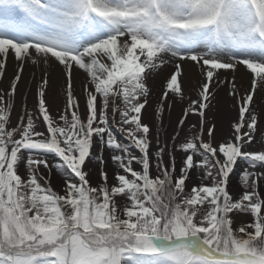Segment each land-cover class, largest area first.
Segmentation results:
<instances>
[{"label": "snow or ice", "instance_id": "obj_1", "mask_svg": "<svg viewBox=\"0 0 264 264\" xmlns=\"http://www.w3.org/2000/svg\"><path fill=\"white\" fill-rule=\"evenodd\" d=\"M9 57L18 67L0 90V264H142L145 254L157 264H264V109L254 101L257 87L264 90V0H0V77ZM189 62L203 77L198 99L182 88ZM28 63L60 69L67 103L53 115V82L44 77L38 115L25 105L13 121ZM167 65L174 70L156 111L159 120L173 103H187L167 138H183L173 145L184 155L179 167L142 118L149 81ZM241 67L251 91L236 80ZM222 86L238 117L217 142L206 110ZM193 114L199 119L189 126ZM41 166L65 177L63 194ZM196 169L201 182L186 191ZM239 214L251 222L237 225Z\"/></svg>", "mask_w": 264, "mask_h": 264}, {"label": "rangeland", "instance_id": "obj_2", "mask_svg": "<svg viewBox=\"0 0 264 264\" xmlns=\"http://www.w3.org/2000/svg\"><path fill=\"white\" fill-rule=\"evenodd\" d=\"M9 59H11L9 57ZM8 64L6 71L4 70V75L3 77H0V90H3L5 88H9L10 87V82L13 79L15 72L10 64V61L7 60L6 65ZM26 68V66H25ZM173 68V66H170L168 69L165 70V76L167 77L168 73L171 71V69ZM164 70V68L162 69ZM42 73L38 74L37 76L33 77L31 79V81L29 83L26 82V80L24 81L22 78V83L20 84L18 91H17V95L15 98V106H14V110L12 113V120L16 121L19 117V115H21L22 113V109L23 107L26 105V108L28 111H31L33 113L34 116L38 115L37 110H36V104H37V99H36V86L38 84H40L42 82ZM158 78V77H157ZM41 79V80H40ZM160 79V77H159ZM50 80L53 82V90H49L47 93V103L50 105V109L51 112L53 113V115L56 114L57 110H63L64 106L67 103V97H66V86L64 90H61L59 88V84L63 83L62 80H55V79H51ZM231 80V79H229ZM56 81V82H55ZM23 86H25V89L23 91L22 88ZM248 86V84H247ZM82 88V86H81ZM81 88H79V90H81ZM154 92L156 93L155 96L157 94L162 95L163 92V85H159V87L157 85L153 86ZM224 92L226 93V99H224V102H220L219 103V107L216 106L217 102H211L210 104V109L206 110V118L208 121L210 122H214L216 125V129L218 127V118L215 119L214 115H218L219 117L222 116V114L220 113L221 111H223V113L225 112L228 116H232L234 115H238V106L236 108V102L233 100L232 96L229 95V88L228 87H224L223 88ZM75 94L79 97L81 94V91ZM154 96V95H153ZM262 98V92L260 91V93L258 95H256L255 100H258V103L260 102ZM218 99V97H217ZM151 100V99H150ZM83 103V102H82ZM157 104H155V102H153V104L151 103V107L147 106L146 107V112H143L142 110V118L145 119V122H148L151 126H152V132L153 134H155V132L159 131L161 134V138L162 140H164L163 138L167 139L168 137H170L172 135V128H174L180 118V115H182V110L186 107V105H184L183 103L180 102H176L173 103L171 105V108H166L167 110H169V115L168 118L165 120L164 118H160L159 120L157 119ZM226 104V106L224 105ZM122 107V105H121ZM225 107V110H224ZM163 116V115H162ZM210 116V117H209ZM198 116L196 115H190L189 116V120L186 122L187 125H191L192 120H196ZM156 118V123L154 122ZM192 118V119H190ZM247 118V115H246ZM117 121L119 120V115L117 114L116 117ZM152 120V121H151ZM38 123H40V121H37ZM166 122V124H165ZM161 123L165 124V133H164V137L162 135L163 131H160L161 127L159 126ZM231 125V124H230ZM41 127L43 128V126L41 125ZM259 128L261 131H264V124L259 125ZM231 130V129H230ZM115 131V129H114ZM232 131V130H231ZM217 132V131H216ZM115 134L117 136L118 139L122 140L123 142L127 143L128 141L124 138L123 134H121L118 131H115ZM232 135V132H231ZM204 140L207 141L208 136L205 133L204 134ZM259 139V134L258 137ZM170 140V139H169ZM218 140V139H217ZM183 142V138H179L176 142H173L171 140V144H167V150L170 151L171 153L173 152L176 158V165L177 167L182 165L183 159H184V155L179 152L177 150L176 147H174V143L177 145L179 143ZM218 142H221L218 141ZM153 147H155V145H153ZM256 148L259 147V145L254 146ZM135 151V150H133ZM109 156V168H108V172H109V185L111 186V184L114 182V177H113V169L115 168L114 164H111L110 161V154H107ZM49 162L51 164H55L58 161L57 160H53L51 156H49ZM165 161L167 162L169 157L166 155L164 157ZM92 163L95 165L96 161L95 159H93ZM153 167L151 169L152 174L155 175L157 174V169L155 167V160L153 159L152 161ZM91 166V165H90ZM245 167V165L243 164V162H240V168L243 169ZM26 171V169H21V172ZM195 172V179L191 180L186 188V191H189L192 184H199L201 182V176L203 174V169H196L193 170ZM41 172L45 173L48 182L52 185L53 189L56 191H59L61 194H63L62 191V185L64 183L65 177L61 174V172L56 168V167H52L51 168V172L50 174H48V170L44 169L43 166H41ZM235 182H239V171L237 173V176L234 178ZM42 184H44V181H41ZM91 183L93 186L95 187H99L103 184V180L101 179L100 175H99V171L96 169H93V176H92V180ZM114 199L117 200L118 203H122L126 200V198H122V197H115ZM240 215V219L237 221V225L240 222H251V218L248 217L247 215L244 214H239ZM188 254H186L187 256ZM142 264H157V257L156 256H152V257H146V256H141L140 257Z\"/></svg>", "mask_w": 264, "mask_h": 264}, {"label": "bare ground", "instance_id": "obj_3", "mask_svg": "<svg viewBox=\"0 0 264 264\" xmlns=\"http://www.w3.org/2000/svg\"><path fill=\"white\" fill-rule=\"evenodd\" d=\"M10 58L11 59L8 58V61H10L11 67L14 66V67H12V69L14 71H17L18 62L15 61L12 57H10ZM7 66H8V64L5 67V71H6ZM170 66H173V65H167L166 67H164V70H158L159 71V75H157L156 78L153 81H149V83H151L152 86L157 85L158 87H159V85H163L164 82H165V77H166L165 76L166 75L165 74V70L168 69ZM173 70H174V67L171 69V71L168 73V75ZM182 71L184 73L182 88H184V90L187 92V94L192 99H198L199 98L198 97V93H199V90H200V83H201V81L203 79V77L200 75L199 68L198 67L193 68L191 66V62H189V63H187V64H185L183 66ZM244 71H245L244 68L241 67L240 71L237 72V73H235L236 80L237 81H240L243 78V83L245 85V88L248 91H251V78H250V76L245 77L244 76ZM221 72L225 76H227L228 79H231L232 73L230 72V70H221ZM40 73H42V77L43 78L44 77H48V78H51V79H55L57 81L59 79V76H60V69L59 68H56V67L47 68L43 64H32V63H28L26 65V68L24 67V69H23L22 78H23L24 81L26 80V82L29 83L33 77L37 76ZM159 77H160V79H159ZM223 78H224V76H222V79ZM84 79H85L84 74H82V73H78L77 74L76 80H75V92L76 93H78V92L81 91V90H79V88H81V86H82L81 85V81H84ZM247 84H248V86H247ZM223 88L224 87L222 86L219 89H217L215 91V93H214L215 98L211 100V102H217L216 106H218V107H219V103L220 102H224L225 103L224 99H226V97H227L226 96V93L223 90ZM24 89H25V86H23V88H22L21 91H23ZM154 90L155 89L152 90V95L150 96V99H151V103L152 104H153V102H155V104L158 103L159 100H160V97H161L160 94H157L155 96L156 93L154 92ZM210 91H212V90L210 89ZM243 91L244 90L242 89L241 92L243 93ZM260 91L262 92V97H264V90H261V88L259 86L257 87L256 93L254 94V101L256 102V106H257L256 110L257 111H261L262 109H264V103H262L261 100H260L259 103H258V100L257 101L255 100L256 95H258L260 93ZM217 97H218V99H217ZM183 104L187 106V103L186 102H184ZM224 105L226 106V104H224ZM236 108H237V104H236ZM224 110H225V107H224ZM168 111L169 110L165 109V111L163 113L162 118L165 117V120L168 118V115H169V112ZM143 112H145V111L143 110ZM220 113L222 114V116H220V117L218 115L211 116V117H214L215 119L218 118L217 121H219L218 122V127H217V132H216V139H218L217 142L220 141V140L222 141L225 138H228V137L231 136L232 125H233V123L235 122V120L238 117L237 114L236 115L233 114L232 116H228L225 112L223 113V111H221ZM180 118H181V115H180ZM190 119H192V118H190ZM198 119L199 118L197 117L196 120L195 119L192 120V123L193 124L194 123H197L198 122ZM188 120H189V117H188L187 121ZM154 122L156 123V118H155V121ZM165 124H166V122H165ZM165 124L161 123L159 125L161 127L160 131H163V133H162L163 137H164V133H165L164 132L165 131ZM163 139L166 140L167 144L168 143L171 144V139L170 140L169 139H165V138H163ZM257 145H254V146H257ZM172 154L174 155L173 152H172ZM106 155H107V153H106ZM92 165H94V164L92 163ZM92 165L89 166V167L92 168ZM193 179H195V175H193L192 180Z\"/></svg>", "mask_w": 264, "mask_h": 264}]
</instances>
